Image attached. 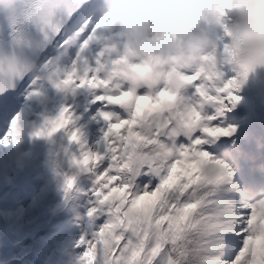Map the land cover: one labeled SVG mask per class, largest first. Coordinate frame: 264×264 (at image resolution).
<instances>
[{
	"label": "snow or ice",
	"instance_id": "6c2138e0",
	"mask_svg": "<svg viewBox=\"0 0 264 264\" xmlns=\"http://www.w3.org/2000/svg\"><path fill=\"white\" fill-rule=\"evenodd\" d=\"M203 2L226 16L222 0ZM42 4L47 19L35 27L37 35L29 36L17 19L9 21L11 51L0 41V98L35 84L28 55L43 63L56 88L91 90L93 102L108 109L96 146L81 143L76 154L66 147L53 154L66 198L82 176L91 181L86 216L90 224L100 222L64 253L78 264H264V189L241 199L234 167L223 158L236 163L244 155L237 143L244 136L230 122L241 99L239 75L218 64L214 53L196 68L158 67L155 58L130 51L90 61L89 43L112 17L87 15L89 0ZM74 119L64 106L31 135L51 141ZM21 133L19 113L0 103V145L19 142ZM67 135L80 140L79 129ZM137 147L151 152L150 163L132 169L125 156Z\"/></svg>",
	"mask_w": 264,
	"mask_h": 264
},
{
	"label": "clouds",
	"instance_id": "9594fccd",
	"mask_svg": "<svg viewBox=\"0 0 264 264\" xmlns=\"http://www.w3.org/2000/svg\"><path fill=\"white\" fill-rule=\"evenodd\" d=\"M105 15L119 25L118 43L109 44L112 52L130 51L135 58H155L158 67L176 64L196 68L202 57L214 53L216 62L240 77V87L250 73L264 66V0H222L226 16L203 0H101ZM0 13L8 21L19 19L26 26L37 27L47 19L42 0H0ZM227 25V33L224 25ZM226 38L219 42L216 33ZM29 73L43 78L42 62L25 56ZM248 69L252 71L247 72ZM247 72V75L245 73ZM152 152L156 149H152ZM229 152L232 151L230 148ZM151 152L142 147L129 148L125 159L132 169L150 163ZM232 167L235 161L223 157ZM17 167H24L23 157L14 158ZM253 170L264 172V163L253 164ZM252 189L240 190L241 199L251 197ZM66 264H78L75 255Z\"/></svg>",
	"mask_w": 264,
	"mask_h": 264
},
{
	"label": "bare ground",
	"instance_id": "6f19581e",
	"mask_svg": "<svg viewBox=\"0 0 264 264\" xmlns=\"http://www.w3.org/2000/svg\"><path fill=\"white\" fill-rule=\"evenodd\" d=\"M103 7V5H102ZM223 35H221V40H223ZM117 52H112L108 50L107 53V59L104 62H107L109 60H114L115 55ZM34 88H40V86L34 85ZM53 92H56V89L54 87ZM11 105L13 113L15 114V110L23 109L24 107H27V105L22 106L21 108H17L18 105V99H15L13 102L11 101L9 103ZM47 112H50L52 110L51 106L46 107ZM19 113V112H18ZM40 113V112H39ZM101 111L98 113H95L94 115V121L97 123H105L104 118L101 115ZM20 115V113H19ZM41 116L38 114L35 117ZM32 121L31 123H33ZM32 132L34 131V127L31 126ZM121 134H123V129L120 130ZM23 137H19V142H17L18 147L15 145L9 144V145H0V166L4 165L3 169H1L0 173L3 175L4 180H7L10 182V186L8 188H5L0 185L1 190H6V192H3L0 196V228H3V231L0 230V263L4 262L5 260L8 261L11 258H20L21 264H45L46 257L41 259V252L44 254L49 255V259L47 261V264H54L57 260L55 259L59 253L60 249H64V247L70 243H74L75 241L79 240L81 235L84 233L91 234L92 231H94L98 225L99 221L95 220L90 225L86 226L84 223H81L80 225L77 222V218L79 217L80 213L73 210L75 207L72 205H67V207H71L70 214L59 223H52L48 227L44 228V232L42 233H48L50 236H57L60 239V243L58 247L54 250L49 249L48 247L43 248L42 244L47 243L45 239L40 240L39 236H36L34 238V242L32 243V247L29 248L28 251H24L21 249L18 245L23 241L25 243V239H27V235H30L32 232H36V229L41 228L44 224L42 222L39 226H37L34 229V225L38 223L39 221L43 220V216L49 213V211H43L42 208L43 205L39 203V199L41 200V197L48 198V204H56L57 201L55 199L61 198L62 195V188L61 181L58 179L56 172L53 169V150L48 146V143L45 142L41 144L38 140H36L35 136H32L29 134V132H26L24 128H22ZM103 136V135H102ZM100 137V139L102 138ZM99 134L94 133L92 137L86 133H84L82 138V143L88 146L89 148H92L97 145V143L100 141ZM60 140H65V135L60 136ZM17 148L19 149V153L26 154L32 156V159L35 161L32 168L29 169V172L31 169H38L41 170V174L43 177L44 185L43 187L40 186H34L30 179L27 178V174H23L27 170V166L24 164L23 168H19L15 165L14 161L12 163L13 156L15 152L17 151ZM79 150L76 152V149L72 150L71 153L76 154ZM245 155L247 157H251L250 154L246 151H244ZM44 154L52 155V158L49 161H46L43 157ZM264 157V156H263ZM239 161L236 162V165H239ZM247 170V169H246ZM245 170V171H246ZM21 174V177L18 178V176ZM47 175V176H46ZM3 180V181H4ZM46 182H49L46 186ZM53 186L58 187L60 190L55 191L53 189ZM45 187V190H43ZM84 184L80 185V188L76 193H70L69 196H77L78 198H82L83 195H86L87 192L84 190ZM8 193H11V195H8ZM33 195L32 200L26 201L27 196ZM52 197V198H49ZM19 204V205H18ZM18 205V206H16ZM28 205H34V208L28 207ZM62 206H65V203H62ZM22 208H27L28 212L26 213V216L29 215H35L36 217L31 222H27V218L25 216L22 225H13L12 226L8 224L10 223H17L14 218H12L11 214L13 211H20ZM7 215L11 216L10 218H4L1 219V217H5ZM4 223H1L3 222ZM9 221V222H6ZM61 223H65V226H63ZM15 226V227H14ZM75 227H77V234H72L75 230ZM79 227V229H78ZM69 231V232H68ZM3 233V235H1ZM18 236L16 239L13 237L15 235ZM45 240V241H44ZM44 241V242H43ZM43 242V243H42ZM57 243V241H55ZM15 243V245H14ZM22 243V244H23ZM21 244V245H22ZM20 245V246H21ZM16 246V247H15ZM41 248V249H40ZM20 249V250H19ZM40 249V251L38 250ZM10 251L15 252V255H10ZM20 251V252H19ZM31 251L29 255L25 254L27 252ZM82 251V249H79L77 252ZM65 254L64 251L62 252V255Z\"/></svg>",
	"mask_w": 264,
	"mask_h": 264
},
{
	"label": "rangeland",
	"instance_id": "374dc122",
	"mask_svg": "<svg viewBox=\"0 0 264 264\" xmlns=\"http://www.w3.org/2000/svg\"><path fill=\"white\" fill-rule=\"evenodd\" d=\"M13 145H15V142L13 143ZM16 155H17V154L15 153L14 156H13V159H12V163H13L14 158H15ZM2 168H3V167H1V169H2ZM1 169H0V171H1ZM26 199L28 200V198H26ZM28 201H30V199H29ZM0 230L3 231V228H0ZM26 249H27V246H25L23 250L25 251Z\"/></svg>",
	"mask_w": 264,
	"mask_h": 264
}]
</instances>
